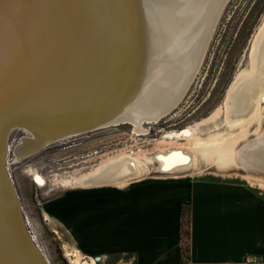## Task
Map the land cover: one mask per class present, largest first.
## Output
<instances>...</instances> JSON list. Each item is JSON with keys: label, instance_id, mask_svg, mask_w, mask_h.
Returning a JSON list of instances; mask_svg holds the SVG:
<instances>
[{"label": "bare ground", "instance_id": "1", "mask_svg": "<svg viewBox=\"0 0 264 264\" xmlns=\"http://www.w3.org/2000/svg\"><path fill=\"white\" fill-rule=\"evenodd\" d=\"M225 2L0 0V145L6 122L7 155L14 130L29 134L16 147L18 159L45 140L85 127L129 124L135 134H147V125L165 118L188 91ZM259 26L248 67L239 68L224 103L202 119L203 125L214 123L225 108L227 132L202 135L199 124L190 125L165 133L155 151L122 149L62 182L125 186L152 169L167 175L214 169L264 189V19ZM28 172L44 185L36 169ZM67 255L75 256L73 264H97ZM0 264H41L22 238L1 172Z\"/></svg>", "mask_w": 264, "mask_h": 264}, {"label": "rangeland", "instance_id": "2", "mask_svg": "<svg viewBox=\"0 0 264 264\" xmlns=\"http://www.w3.org/2000/svg\"><path fill=\"white\" fill-rule=\"evenodd\" d=\"M263 19L264 0H229L222 10L202 64L188 91L165 118L147 125V134H135L129 124L109 125L53 142L18 159L16 147L29 134L20 129L11 133L8 166L18 190L22 211L28 228L52 264H73L71 259H75V256L67 255V251L78 253L81 259L89 262L95 259L84 256L80 251L79 238L75 235L79 228L76 231L73 229L79 220L80 210L77 208L75 212L69 207V196L76 195L71 200L72 203L81 202L83 187L65 185L62 180L91 169L122 149L139 150L142 146L141 150L155 151L162 145L159 142L165 133L181 132L190 125L199 124L198 132L202 135L209 132H227L229 129L225 122V108H222V113L220 112L214 123L212 121L203 125L202 119L209 117L224 103L239 68L248 67V48ZM261 106L264 110V99ZM30 167L45 178L42 187L29 175ZM206 171L200 174L167 175L152 169L146 176H184L199 183H216L218 187L226 184L232 186L234 194L242 198L259 197L264 200V189L250 185L239 174L233 172L224 176L215 174L214 169ZM242 172L244 173H239ZM93 188L103 187L86 189ZM184 212L189 214V208L185 207ZM95 261L97 264H112L104 256L99 261L96 258Z\"/></svg>", "mask_w": 264, "mask_h": 264}, {"label": "crops", "instance_id": "3", "mask_svg": "<svg viewBox=\"0 0 264 264\" xmlns=\"http://www.w3.org/2000/svg\"><path fill=\"white\" fill-rule=\"evenodd\" d=\"M83 188L74 224L80 251L112 264H264V200L190 177L144 176L125 186ZM87 191V192H85ZM72 193V192H70ZM85 193V194H84ZM189 208V251L182 220ZM251 260V261H250Z\"/></svg>", "mask_w": 264, "mask_h": 264}, {"label": "water", "instance_id": "4", "mask_svg": "<svg viewBox=\"0 0 264 264\" xmlns=\"http://www.w3.org/2000/svg\"><path fill=\"white\" fill-rule=\"evenodd\" d=\"M226 1V2H225ZM229 0H224L225 5ZM222 13V12H221ZM142 74V73H141ZM109 117L106 118L107 120L112 118L111 115H108ZM103 124V123H101ZM100 124V125H101ZM8 124L7 122L4 123L2 127V135H3V141L1 142L0 145V172L2 174L3 181L6 185L7 191L9 193L11 202H12V209H13V215L15 217L17 226L19 228V231L22 235V238L27 245V247L31 250L32 254L37 258V260L40 261L41 264H49V261L45 257V255L42 253L41 248H39L38 244L36 241L33 240L32 235L29 232V228L27 224L25 223L24 219V214L22 211V206L20 203V198L19 195L17 194V189L14 180L12 179L13 176L10 172V167L8 166V155H7V140L9 136V129H8ZM20 126V125H16ZM96 125L95 127H97ZM99 128V127H98ZM88 130L86 129H76V130H71L67 131L65 133H61L57 136H54L48 140L43 141L40 145L37 146V148H42L50 143L53 142V140L62 138L64 136L70 135V134H81L83 132H87ZM35 150V149H33Z\"/></svg>", "mask_w": 264, "mask_h": 264}, {"label": "trees", "instance_id": "5", "mask_svg": "<svg viewBox=\"0 0 264 264\" xmlns=\"http://www.w3.org/2000/svg\"><path fill=\"white\" fill-rule=\"evenodd\" d=\"M189 238H190V216L183 212L182 220V247L185 255L189 251Z\"/></svg>", "mask_w": 264, "mask_h": 264}, {"label": "snow or ice", "instance_id": "6", "mask_svg": "<svg viewBox=\"0 0 264 264\" xmlns=\"http://www.w3.org/2000/svg\"><path fill=\"white\" fill-rule=\"evenodd\" d=\"M181 161H182V162H187V158H186V157H183V156H181Z\"/></svg>", "mask_w": 264, "mask_h": 264}, {"label": "built area", "instance_id": "7", "mask_svg": "<svg viewBox=\"0 0 264 264\" xmlns=\"http://www.w3.org/2000/svg\"><path fill=\"white\" fill-rule=\"evenodd\" d=\"M10 148V147H9ZM26 223H27V221H26ZM27 226H28V224H27ZM29 232H30V234L32 235V232L30 231V229H29ZM33 236V235H32ZM34 237V236H33ZM35 238V237H34Z\"/></svg>", "mask_w": 264, "mask_h": 264}]
</instances>
